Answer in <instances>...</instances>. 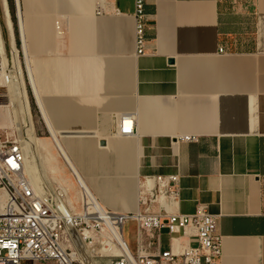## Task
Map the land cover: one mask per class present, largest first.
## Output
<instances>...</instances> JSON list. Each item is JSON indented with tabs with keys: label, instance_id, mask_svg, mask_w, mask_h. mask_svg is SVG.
<instances>
[{
	"label": "crops",
	"instance_id": "1",
	"mask_svg": "<svg viewBox=\"0 0 264 264\" xmlns=\"http://www.w3.org/2000/svg\"><path fill=\"white\" fill-rule=\"evenodd\" d=\"M135 1L19 0L53 121L88 133L66 136L88 143L74 162L107 209L136 212L138 178L178 174L172 210L218 215L216 264H264V0H145L142 55ZM124 113L137 132L110 139Z\"/></svg>",
	"mask_w": 264,
	"mask_h": 264
},
{
	"label": "built area",
	"instance_id": "2",
	"mask_svg": "<svg viewBox=\"0 0 264 264\" xmlns=\"http://www.w3.org/2000/svg\"><path fill=\"white\" fill-rule=\"evenodd\" d=\"M17 2L5 0V11L0 0V87L6 89V97L8 87L4 84L10 85L13 91L17 85L15 54L24 82L28 79L17 25ZM144 4L145 0L135 1L136 55L149 49ZM6 12L14 24L13 39L5 23ZM4 64L5 79L2 73ZM127 119L131 124L126 123ZM115 124L114 131L121 135L130 136L137 132L133 113H126L123 118L116 115ZM75 174L80 185L81 179ZM144 179L153 180V186L146 183L144 189L140 188L138 212L112 214V225L117 229L123 230L128 222H135L136 249L133 250L128 242L122 244L108 226L109 234L102 239L103 229L95 223L99 221L90 217V211L76 212L66 198L57 201L51 195L37 192L25 169V151L19 136L0 130V189L9 197L8 206L0 214V264L34 261L56 264H97V261L104 264H216L222 255V237L217 231L218 215L211 213L204 204L198 205L194 213L172 210V205L178 203L180 197L178 174ZM260 179L264 186V176ZM154 196L160 198L155 200ZM155 205L158 210L154 209ZM106 212L110 214L108 209ZM164 230L168 233L167 247L162 244ZM97 241L100 242L98 245ZM88 246L94 248L92 256Z\"/></svg>",
	"mask_w": 264,
	"mask_h": 264
},
{
	"label": "bare ground",
	"instance_id": "3",
	"mask_svg": "<svg viewBox=\"0 0 264 264\" xmlns=\"http://www.w3.org/2000/svg\"><path fill=\"white\" fill-rule=\"evenodd\" d=\"M17 1H18L17 2V10H18L17 25H18L19 37L22 40V47L21 48H22V51L24 53V57H25V61H26V70H27L28 82H29V85L31 86L33 96L35 97L36 104H37L38 109L42 115V118H43L44 122L47 124L51 133L53 134V135L51 134V136H52V138L54 137V139H55V143H54L55 148L57 149L59 155H61L62 158L66 161L67 165H69L71 171L73 172V174L75 175L77 180H78V177L76 176L75 173H77L79 178L81 179L80 185H81L82 191H83L84 204H85V206L87 204H91L94 207V211L91 212L94 215H91L90 217L97 220V221L104 222L111 229V231L114 233V236L122 244H123V242L127 243V240H126L125 235H124V230L117 229L112 225V219H113L112 214H119V213L135 214L136 212H138L139 209L133 213L118 212V211H113V210L108 209V211L110 213V214H108V212H106L107 207L104 206L102 204V202L98 199V197L94 194V192L92 191L86 177L78 169L79 165L77 164L76 159H77L78 154L80 152H82L84 149H88V143L85 142V140H83L80 137H71V136L62 135L61 134L62 131L60 130V128H58L55 125L53 118L51 116V112L48 109L46 99L39 92L37 85H36L35 76L33 73V68L31 66V57H30V52H29V47H28L27 32H26V27L24 24V18H25L24 15L25 14H24L23 10L19 9L20 3H19V0H17ZM99 1H101V0H99ZM2 2L4 5V8H5V11H6L5 0H2ZM5 23H6L7 27L9 28L10 35L13 39V37H15V32L13 34L14 24L12 21V17H10L7 14V12L5 14ZM14 68H15V77H16V81H17V85L14 88V91L18 92V94H21V96H22V100L24 103L23 116H24V120L28 126V127L26 126V131H27V135L31 137V141L29 139L31 145H29L21 137H19V140H21V142L24 146L26 172L28 173L32 182L34 183V186H35L37 192L44 193V194L46 193L48 195H51L53 199H55L57 201H59V200L62 201L63 199L66 198L64 187L59 185V182L57 179H55V177L48 175L46 172V169L44 167V163L42 160L43 153L41 151L39 138L36 134L35 121H34V118L32 116V113H31V103H30V98H29V94H28V90H27V83H26V81L24 82V79L21 75L19 59L17 58L16 54L14 55ZM5 72H6V65L4 64L3 72H2L4 79H5ZM4 85H6L8 87L9 102L11 104H13V106H15L16 105L15 96H14L15 92L13 91V89L10 85L8 86L7 83H5ZM125 114L126 113H124L123 115H120L118 117L123 118ZM125 118H128V117H125ZM126 123L131 124V121L129 119H127ZM120 136H126V135H121L120 133L115 131L112 133V136L110 137V139H115V138H118ZM62 139H65V142H64L65 144L63 143ZM31 146H32V148H31ZM31 152H33V155L35 157L36 162H35V160L31 161ZM74 161L76 162L78 167ZM72 167H73V170H72ZM90 179L92 180L93 178H90ZM146 183H149L150 187L153 186V180L148 179L147 181L146 180L143 181V184H142L143 188H145ZM92 186L94 187L96 193L102 197L103 193H105V192L101 191L99 184L92 182ZM106 186L108 187L109 184H107ZM133 193L134 192L132 191L131 194H133ZM158 198H160V197H158ZM158 198H156L154 196L155 200H157ZM0 204H1V209H2L0 211V214H1V213H3L4 209L9 204V197L3 189H0ZM85 209H86V207H85ZM86 235H88V234L86 233ZM83 239L84 238L81 237V240H83ZM98 243H100V242L97 241V245H98ZM93 250H94L93 247L88 246V251H89L91 256L94 254Z\"/></svg>",
	"mask_w": 264,
	"mask_h": 264
},
{
	"label": "rangeland",
	"instance_id": "4",
	"mask_svg": "<svg viewBox=\"0 0 264 264\" xmlns=\"http://www.w3.org/2000/svg\"><path fill=\"white\" fill-rule=\"evenodd\" d=\"M14 13L16 15V10H14ZM26 83H27V90L31 103V113L35 121L36 134L40 141L41 151L43 153L42 160L47 174L52 177H55V179L58 180L59 185L64 187L66 198L69 201V204L73 207L74 211L79 212L85 210V211L93 212L94 211L93 205L87 204L85 206L83 201L84 196H83L82 188L77 182V179L75 178L69 165H67L66 161L62 158L61 155H59L57 149L55 148L54 145L55 139L54 137L52 138L51 136L52 133L42 118V115L36 104L35 97L33 96L31 86L29 85L28 79H26ZM14 96L16 103L15 106H13V104L9 102L8 93L6 97V89L0 87V130L4 133H8L11 136H15V137L19 136L25 142L31 145L30 143L31 137L27 135V131H26L27 124L23 116L24 103L22 100V96L21 94H18V92H15ZM62 140L63 142H65V139ZM34 160L35 157L33 155V152H31V161ZM144 180H145L144 178L142 179L138 178L139 191L140 188L144 189L142 186ZM118 203L120 204L122 202L118 201ZM1 210L2 209L0 204V211ZM95 223L100 225V227H102L103 231H101V234H103L102 239H104V237H106L109 234L107 225L102 221ZM134 223L135 222L130 221L123 228L125 238L129 241V243H131L136 236V224ZM163 236H164L163 237L164 243H167L168 233L166 230L163 231ZM97 262L99 263V261ZM24 264H56V263L53 261H47V262L34 261V262H25ZM99 264H104V263L102 261Z\"/></svg>",
	"mask_w": 264,
	"mask_h": 264
},
{
	"label": "water",
	"instance_id": "5",
	"mask_svg": "<svg viewBox=\"0 0 264 264\" xmlns=\"http://www.w3.org/2000/svg\"><path fill=\"white\" fill-rule=\"evenodd\" d=\"M169 62H170V63H173L174 60H173V59H170ZM61 134H62V135H85V134H88V133H84V132H71V131H62ZM101 145H106V141H102V142H101Z\"/></svg>",
	"mask_w": 264,
	"mask_h": 264
}]
</instances>
